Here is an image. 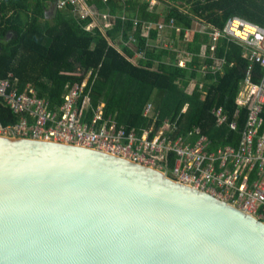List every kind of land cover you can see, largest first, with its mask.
<instances>
[{
  "label": "water",
  "instance_id": "1",
  "mask_svg": "<svg viewBox=\"0 0 264 264\" xmlns=\"http://www.w3.org/2000/svg\"><path fill=\"white\" fill-rule=\"evenodd\" d=\"M0 264H264V222L143 163L0 136Z\"/></svg>",
  "mask_w": 264,
  "mask_h": 264
},
{
  "label": "trees",
  "instance_id": "2",
  "mask_svg": "<svg viewBox=\"0 0 264 264\" xmlns=\"http://www.w3.org/2000/svg\"><path fill=\"white\" fill-rule=\"evenodd\" d=\"M86 1L113 17L110 29L103 30L101 22L88 31L94 20L81 17L72 3L59 6L52 18L51 10L59 0H0V79L12 73L13 85L20 90L34 87L55 109L63 104L70 87L89 76V115L104 104L107 117L139 134L151 127L158 131L171 119L179 126L177 137L200 128L210 139L211 150L239 143L249 109L239 112L236 132L218 128L212 111L222 106L232 119L237 114L240 81L251 64L249 50L235 40L221 38L212 53L207 36L195 35L188 42L184 32L197 18L220 30L235 16L264 27V0H159L160 6L154 7L142 0ZM174 20L177 27L169 29ZM135 21L141 25L135 27ZM144 22H163L167 28L153 30L145 37ZM131 36L135 38L132 47L124 46L122 42ZM160 36L173 47L156 46ZM180 48L193 54L186 68L177 65ZM136 52H143L144 57L132 63ZM216 60L225 61L222 73L202 72L205 65ZM252 69L257 81L264 68L253 63ZM150 101L154 112L159 113L158 120L144 116ZM18 121L0 98V122L8 126ZM175 163L176 156L171 154L169 166Z\"/></svg>",
  "mask_w": 264,
  "mask_h": 264
},
{
  "label": "built area",
  "instance_id": "3",
  "mask_svg": "<svg viewBox=\"0 0 264 264\" xmlns=\"http://www.w3.org/2000/svg\"><path fill=\"white\" fill-rule=\"evenodd\" d=\"M142 1L150 7L160 6L159 0ZM68 3L75 5L81 17L94 20L86 28L88 31L101 22L105 25L103 30L111 28L113 17L107 12L91 7L86 0H59L58 5ZM122 20L126 21L125 18ZM134 25L138 27L141 23L135 21ZM168 27L175 29V20ZM166 28L167 24L163 22H144L142 36L148 37L151 31L159 29L162 32ZM195 35L209 38L212 53L221 38L235 40L249 50L251 64L245 78L240 81L235 100L237 114L232 119L222 106L212 111L218 128L228 127L236 132L239 112L249 109L245 128L240 132L241 138L236 146L211 150V141L200 128L192 129L187 136L177 137L179 126L171 119L165 120L158 131L151 127L139 134L134 129L119 126L114 117H107L104 104L89 115V76L70 87L63 96V104L55 109H51L49 100L40 97L34 87L28 85L20 90L18 85H13L12 73L0 79V98L19 117L14 125L4 126L0 122V136L77 144L143 163L161 169L177 181L194 186L264 222V73L254 81L252 69L253 63H259L264 68V27L235 16L224 30H220L197 18L193 27L184 32V38L190 42ZM134 42L135 38L131 36L122 44L132 47ZM156 42L158 47H173L166 37H159ZM143 57V52H136L131 61L136 63ZM192 57L191 52L180 48L177 65L186 68ZM213 57L211 54L215 60ZM224 64V60H216L212 65H205L202 72L216 75L222 71ZM144 116L158 120L159 113H155L153 104L148 103ZM171 154L176 156L173 166H169Z\"/></svg>",
  "mask_w": 264,
  "mask_h": 264
},
{
  "label": "crops",
  "instance_id": "4",
  "mask_svg": "<svg viewBox=\"0 0 264 264\" xmlns=\"http://www.w3.org/2000/svg\"><path fill=\"white\" fill-rule=\"evenodd\" d=\"M86 2H87V1H86ZM160 37L163 38L162 36H160ZM209 42H210V40H209ZM156 43H158V42H156ZM182 43H183V41H182ZM217 44H218V43H217ZM193 69H195V66H194ZM223 71H224V66H223L222 71H219L218 73H222ZM218 73H217V74H218ZM192 86H193V84H192ZM192 86H190V88H189V90H188L189 92H190ZM150 103H151V101H150Z\"/></svg>",
  "mask_w": 264,
  "mask_h": 264
}]
</instances>
